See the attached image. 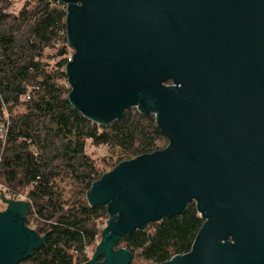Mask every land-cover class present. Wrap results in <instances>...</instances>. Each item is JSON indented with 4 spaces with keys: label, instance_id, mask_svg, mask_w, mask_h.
I'll list each match as a JSON object with an SVG mask.
<instances>
[{
    "label": "water",
    "instance_id": "obj_1",
    "mask_svg": "<svg viewBox=\"0 0 264 264\" xmlns=\"http://www.w3.org/2000/svg\"><path fill=\"white\" fill-rule=\"evenodd\" d=\"M48 1L66 8L70 106L97 125L135 108L168 141L91 184L108 219L85 264H130L122 236L190 202L204 223L163 264H264V0ZM1 198L0 264H19L45 236Z\"/></svg>",
    "mask_w": 264,
    "mask_h": 264
},
{
    "label": "trees",
    "instance_id": "obj_2",
    "mask_svg": "<svg viewBox=\"0 0 264 264\" xmlns=\"http://www.w3.org/2000/svg\"><path fill=\"white\" fill-rule=\"evenodd\" d=\"M12 3L0 0V125L7 123L0 138V187L9 198L31 204L27 227L45 236L21 263L85 264L86 249L108 219L105 207L85 200L91 184L122 162L165 149L168 141L153 115L135 108L108 125L72 108L64 74L72 54L65 6L25 0L16 9ZM87 144L107 147L110 159L93 160ZM203 223L190 202L180 215L124 234L117 248L130 253V264H163L190 252Z\"/></svg>",
    "mask_w": 264,
    "mask_h": 264
},
{
    "label": "rangeland",
    "instance_id": "obj_3",
    "mask_svg": "<svg viewBox=\"0 0 264 264\" xmlns=\"http://www.w3.org/2000/svg\"><path fill=\"white\" fill-rule=\"evenodd\" d=\"M25 0H13L14 3H12V6L13 8H20L21 5L24 3ZM18 8V9H19ZM72 54H73V51H72ZM61 84H63V82H60ZM22 108H19L17 110H15L16 112H22ZM86 152L87 154L95 161H97L98 163H100L103 159L105 160H109L110 159V151L107 149V147H92V146H89L87 144L86 146ZM68 188H66L67 190ZM1 194H3L6 198H9V196L6 194V190L3 189L2 187H0V212H3L5 211L6 209V205L2 202V198H1ZM23 199V198H22ZM104 223H106L104 221ZM100 241V236L96 239L95 243L93 244V246L95 247ZM93 253V252H92ZM92 253H88L87 256L88 258L91 257V254ZM138 264H149L147 262H137ZM21 264H29L28 262H25V263H21Z\"/></svg>",
    "mask_w": 264,
    "mask_h": 264
},
{
    "label": "built area",
    "instance_id": "obj_4",
    "mask_svg": "<svg viewBox=\"0 0 264 264\" xmlns=\"http://www.w3.org/2000/svg\"><path fill=\"white\" fill-rule=\"evenodd\" d=\"M79 5V4H78ZM72 55V54H71ZM70 58L71 56L69 57V60L68 62L70 61ZM67 62V63H68ZM5 124L4 125H0V138H4V135L6 133V126H7V123L4 122ZM195 204V203H194ZM96 247V246H95ZM95 247L93 245H91L90 247H88L85 251V254L87 255L88 253H92L95 249Z\"/></svg>",
    "mask_w": 264,
    "mask_h": 264
}]
</instances>
